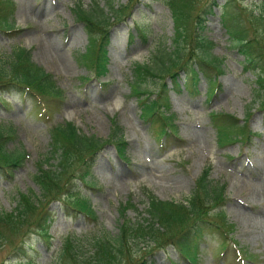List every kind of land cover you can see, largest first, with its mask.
<instances>
[{
	"label": "rangeland",
	"instance_id": "374dc122",
	"mask_svg": "<svg viewBox=\"0 0 264 264\" xmlns=\"http://www.w3.org/2000/svg\"><path fill=\"white\" fill-rule=\"evenodd\" d=\"M14 1L19 30L0 33V58L10 56L16 46L30 48L32 59L54 75L57 84L66 91V99L58 110H49L50 117L42 118L40 106L35 102L0 94V125L16 130L9 148H21L28 153L24 166L11 174H0V211L13 210L20 193H40L33 176L50 150L52 123L73 122L84 134L106 139L111 121L116 119L127 142L124 159L113 144L105 146L95 158L96 185L89 188L88 194L96 219L80 213L69 216L59 203H53L56 215L51 227L53 245L49 250L38 242L36 247L41 252L38 264H51L53 253L67 236L85 237L97 229L116 232L122 220L121 205L132 201L144 212L148 202L146 192L162 200L186 203L195 180L208 166L210 178L226 186L225 210L232 224L229 231L232 237L229 248L220 252L224 236L219 231L210 235L202 245L205 249L197 264H264V108L255 101L254 76L243 69L244 58L222 25L220 6L225 0H215L218 4L214 13L207 16L204 31L215 43L213 53L224 59L222 73L216 78L219 91L205 101L210 79L201 74L198 92L192 94L185 89L181 95L171 92V107L178 111L168 109L166 114L172 115L171 122L177 125L178 134L161 140L156 133L158 124L152 126L143 118L138 98L131 93L130 81L134 78L135 64L151 63V54L160 44L172 46L175 28L163 0H136L133 16L111 28L109 69L99 78L93 77L91 69L79 59L89 45V37L77 21L74 9L78 4L89 9L95 1L105 5L107 0ZM239 2L257 13L258 0ZM135 22L146 29V39L137 33ZM83 76L90 79L84 80ZM181 76L184 85L185 72ZM167 82L170 87L173 85L170 77ZM146 88L152 90L155 86L150 82ZM214 113L233 114L242 123L250 113L248 126L259 135L249 143L221 146L212 120ZM197 135L200 139L196 141ZM128 213L133 217L139 214L136 209ZM7 256L8 251L0 249V263L8 262ZM149 263L192 264L173 246L155 251Z\"/></svg>",
	"mask_w": 264,
	"mask_h": 264
},
{
	"label": "trees",
	"instance_id": "16d2710c",
	"mask_svg": "<svg viewBox=\"0 0 264 264\" xmlns=\"http://www.w3.org/2000/svg\"><path fill=\"white\" fill-rule=\"evenodd\" d=\"M135 0L116 4L107 0L105 5L95 1L86 9L78 4L74 11L89 36V45L80 55L81 62L97 77L108 71V45L110 28L132 15ZM240 0H226L222 6V21L245 57V69L255 75L256 94L264 108V0H258L254 9L245 8ZM169 7L175 26L171 47L160 44L151 54V63H137L130 81L132 95L137 96L142 116L156 128L158 139L168 137L167 126L171 115L165 111L170 105L167 77L173 81L172 90L182 91L181 72H185V86L197 91L200 73L211 77L221 72L222 60L212 53L213 42L203 35L205 16L217 5L212 0H164ZM14 0H0V33L10 34L15 28ZM250 10V11H249ZM247 12V14H246ZM141 36L145 29L137 26ZM83 79L85 77L83 76ZM88 79V78H87ZM212 80V79H211ZM153 82L155 90L146 86ZM215 82H211L214 86ZM0 94L16 95L22 100L35 102L41 107L42 117L49 110H58L66 99L54 75L32 59L29 48L17 46L7 58H0ZM4 101H6L4 99ZM213 123L221 145L237 141H250L255 135L247 124L230 114H216ZM177 136L176 125L172 126ZM50 150L33 178L40 193L19 194L16 207L0 211V249L8 251L0 264H38V242L51 249L50 232L55 222L54 202L60 203L68 213H82L96 218L88 189L96 184L93 176L95 158L107 144H113L121 158H125L124 129L112 119L109 136L104 139L87 135L73 122L52 124ZM12 126L0 125V174H11L25 164L27 152L11 149L15 139ZM55 160V162H50ZM207 167L197 178L187 204L148 197L146 215L139 212L133 219L128 210L138 208L131 201L120 208L121 221L116 232L97 229L85 237L67 236L51 258V264H149L157 250L176 248L190 263H197L202 244L219 231L225 236L221 249L228 248L229 224L226 212V186L210 178ZM11 258L13 260L11 261Z\"/></svg>",
	"mask_w": 264,
	"mask_h": 264
},
{
	"label": "bare ground",
	"instance_id": "6f19581e",
	"mask_svg": "<svg viewBox=\"0 0 264 264\" xmlns=\"http://www.w3.org/2000/svg\"><path fill=\"white\" fill-rule=\"evenodd\" d=\"M43 10H44V9H43ZM42 12H43V11H42ZM40 13H41V12H40ZM47 39H48V38H47ZM47 43H48V42H47ZM48 45H49V44H48ZM52 45H53V44H52ZM49 46H50V45H49ZM46 47H47V46H46ZM46 47H45V48H46ZM53 47H55V46H53ZM49 48H50V47H49ZM49 48H48V49H49ZM51 48H52V47H51ZM51 48H50V49H51ZM50 49H49V50H50ZM42 50H43V49H42ZM50 51H51V50H50ZM54 51H55V49H54ZM57 52H59V51H57ZM49 55H50V54H49ZM58 55H60V54L58 53ZM57 57H58V56H57ZM59 60H60V58H59ZM57 62H58V61H57ZM59 62H60V61H59ZM63 62H64V61H63ZM237 93H238V92H237ZM237 93H236V94H237ZM228 95H230V94L228 93ZM228 97H229V96H228ZM225 98H226V97H225ZM199 139H200V136L197 135V136H196V141L199 140ZM251 183H252V182H251ZM245 185H246V184H245ZM255 186H256V185H255Z\"/></svg>",
	"mask_w": 264,
	"mask_h": 264
}]
</instances>
